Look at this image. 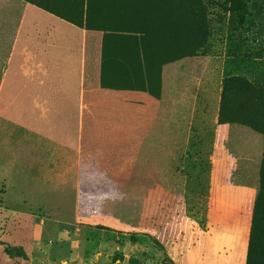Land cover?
<instances>
[{"label":"rangeland","instance_id":"obj_1","mask_svg":"<svg viewBox=\"0 0 264 264\" xmlns=\"http://www.w3.org/2000/svg\"><path fill=\"white\" fill-rule=\"evenodd\" d=\"M7 11L0 264H205L183 190L207 199L210 137L184 132L195 118L102 115L108 105L97 100L183 60L207 81L219 73L225 121L264 127V0H23ZM57 30L72 31L70 50L57 51Z\"/></svg>","mask_w":264,"mask_h":264},{"label":"crops","instance_id":"obj_2","mask_svg":"<svg viewBox=\"0 0 264 264\" xmlns=\"http://www.w3.org/2000/svg\"><path fill=\"white\" fill-rule=\"evenodd\" d=\"M1 1L3 5L2 9L0 8V28L5 30L8 21L7 10L12 7V2L22 4L23 0ZM27 3L24 1L26 6ZM54 34V46L58 52L72 48V31L57 30ZM182 61L160 65L161 75L145 87H120L113 90L115 95L118 94L117 99L97 100L103 105H108V109H101V114L113 112L119 116L133 113L134 116L170 119L169 121L198 119L195 127L190 126L184 132L202 135V139L206 141H209L208 136L210 137V142L206 143L208 146L202 148L208 153V159L205 161L209 167L208 193L207 199L202 200L197 194L184 189L187 202L196 201L195 204L188 203L184 206L185 209H193L195 230L203 229L205 264L210 257L214 264H246L252 209L264 159V134L244 123L220 122L223 81L219 73L207 81L206 70L204 72L200 68L192 71L191 67ZM84 84L85 80L83 86ZM92 90L99 92L96 88ZM98 90H101V87ZM84 91L85 86L82 105L87 107L89 99H84ZM97 112H100V108ZM163 130L165 138L173 132L168 126H164ZM200 143L187 149L198 152L201 150ZM193 157L192 160L198 162V157ZM193 196L196 199L192 198Z\"/></svg>","mask_w":264,"mask_h":264},{"label":"trees","instance_id":"obj_3","mask_svg":"<svg viewBox=\"0 0 264 264\" xmlns=\"http://www.w3.org/2000/svg\"><path fill=\"white\" fill-rule=\"evenodd\" d=\"M90 1V0H89ZM87 19H91V7L89 5V10L87 13ZM236 79V78H235ZM239 80L241 82V85L247 84L246 80ZM253 87V85H251ZM223 97V96H222ZM223 101V98H222ZM222 103L220 107V116L219 120L220 122H228L225 121L222 117ZM246 124L253 127L256 130L261 131L264 134V127L260 128L258 125H256L255 121H246ZM198 175H196L197 177ZM202 177H197L196 182L203 184V180H201ZM251 238H250V249H249V255H248V261L247 264H264V168L261 170L260 177H259V184H258V196L255 204L254 209V215H253V224H252V231H251ZM5 251L7 254L11 256H22L26 257L25 251L22 249V247H15L6 245Z\"/></svg>","mask_w":264,"mask_h":264}]
</instances>
